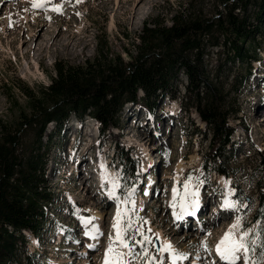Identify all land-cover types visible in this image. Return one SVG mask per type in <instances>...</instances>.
Here are the masks:
<instances>
[{"label": "rangeland", "instance_id": "rangeland-1", "mask_svg": "<svg viewBox=\"0 0 264 264\" xmlns=\"http://www.w3.org/2000/svg\"><path fill=\"white\" fill-rule=\"evenodd\" d=\"M220 3L0 0V119L10 121L28 110L24 91L49 83L56 61L82 64L101 46L110 55L127 59L146 21L157 19L169 25L175 13L186 10L214 18L223 9ZM248 11L251 16L253 10ZM261 19L264 34V14ZM34 20L36 25L46 24L43 30L56 24L67 28L76 40L66 48L27 52L30 44L24 39L27 33L33 34L28 28ZM39 41L40 37L35 47ZM261 45L260 59L252 62L253 74L239 92L234 90L237 84L230 78L225 80V93L233 98V109L240 107V118L230 119L235 131L220 163L208 157L211 134L193 100L182 99L183 73L173 86L179 98H160L152 112L125 105L120 128L102 140L95 133L93 118L85 117L79 128L73 116L60 137H54L47 163L45 175L53 193L48 224L39 238L27 235L28 251L37 254L35 264H104L109 248V254L116 252L125 264H194L193 260L199 262L195 264H264V217L256 220L264 212V201L259 202L264 191V43ZM203 47V63L213 71L223 63L224 55L207 42ZM222 69L228 75L229 68ZM232 69L239 70L240 65ZM121 145L132 161L120 160L117 148ZM195 191L200 193L197 203L203 201L201 207L205 206L199 217L195 214L197 219L188 222L187 230L179 224L182 220L178 225L175 218L183 204L192 201ZM228 196L233 202L229 212L221 210L229 202ZM215 206L219 212L211 213ZM92 213H98L99 218ZM87 217L101 230L95 243L83 232L82 222ZM230 228L239 236L235 239L241 243L237 248L241 259L227 263L228 257L217 249L224 245L231 251L232 243L227 239ZM166 244L175 248V262L162 251ZM16 252L17 258L23 254L21 248Z\"/></svg>", "mask_w": 264, "mask_h": 264}, {"label": "trees", "instance_id": "trees-1", "mask_svg": "<svg viewBox=\"0 0 264 264\" xmlns=\"http://www.w3.org/2000/svg\"><path fill=\"white\" fill-rule=\"evenodd\" d=\"M219 1L223 9L214 18L186 10L175 13L169 25L157 19L146 21L127 59L110 55L101 46L82 64L56 61L49 83L24 91L28 110L10 121L0 119V264H35L37 254L28 251L24 231L39 238L48 224L53 193L45 175L47 163L54 137H60L73 116L79 122L85 117L95 119L102 140L120 128L125 105L152 112L160 98H179L173 86L183 73L182 99L193 100L211 134L208 157L219 163L226 157L235 131L230 119L239 120L240 107L233 109L225 80L237 84V93L253 74L252 62L260 59L264 43L260 30L264 0ZM206 42L224 55L213 71L203 63ZM235 64L239 70L232 69ZM117 150L121 161H132L123 145ZM217 171L228 175L224 169ZM263 201L264 191L259 198ZM262 217L264 212L256 220ZM18 248L23 254L17 258Z\"/></svg>", "mask_w": 264, "mask_h": 264}, {"label": "bare ground", "instance_id": "bare-ground-1", "mask_svg": "<svg viewBox=\"0 0 264 264\" xmlns=\"http://www.w3.org/2000/svg\"><path fill=\"white\" fill-rule=\"evenodd\" d=\"M27 1H29V0H27ZM26 2V1H25ZM16 4V3H15ZM23 4V3H22ZM140 18H144L143 16L142 17H140ZM46 24L44 23V22H42V23H40V24H38V25H36V22H35V20L32 22V23H30V28H28V31L30 32V33H32L33 32V34H26L25 35V39H24V43H29L30 45H28L27 46V52H31V51H36V52H43V51H45V50H48V49H56V48H60L59 46H63V48H66L72 41H75L76 39L74 38V35H72V33L67 29V28H65V29H62L60 26H58L57 24L55 25V27L54 28H50V27H48L47 29H44L43 30V28H44V26H45ZM42 31V32H41ZM65 33H67V34H69V36H66V37H64V35H65ZM45 34H47L48 36H44ZM38 37H40L41 38V40L42 41H39V42H37L36 43V47H35V42H36V39L38 38ZM29 41V42H28ZM59 44V45H58ZM74 44H76V43H74ZM33 45H34V47H33ZM71 45V44H70ZM73 45V44H72ZM36 48V49H35ZM95 121V120H94ZM96 122V121H95ZM83 122H78L77 124H75L77 127H79L80 128V124H82ZM77 127H75V131H76V133H77V130H78V128ZM95 129H96V127H95ZM89 130H91V129H89ZM74 131V132H75ZM91 133V135H94V133L93 132H90ZM89 134V133H88ZM50 170V169H49ZM100 177H104V175L102 174V175H100ZM148 192V188H146V193ZM199 191H195V194H194V196L192 197V201H190V202H188V204L187 203H185V204H183V208L179 211V214H178V216H177V218H175L176 219V224H178V222L177 221H179V219L180 220H182L179 224H182V226L181 227H185V228H187V230L188 229H190L189 228V221H193L195 218L197 219V217H199L200 215H199V213L198 212H201L203 209H204V206L205 205H203V208L201 207L202 206V203H203V201H202V203L200 202H198L197 203V200H198V196H199ZM229 194V193H228ZM231 194V193H230ZM151 196V195H150ZM228 201L229 202H227V205L223 208H221V210H223V211H230L232 208V200L230 199V196H228ZM87 204H89V205H92L93 206V202L92 201H88L87 202ZM225 204V203H224ZM222 205V204H221ZM141 207H142V205H141ZM217 206H215V207H213V208H211L210 210V212L211 213H213V212H219V209L218 208H216ZM221 206H219V208H220ZM202 208V210L200 211V209ZM84 211V213L85 212H87L86 210H83ZM176 214V213H175ZM195 214L197 215V217H195ZM199 215V216H198ZM92 216H95V218L96 217H98L99 216V214L98 213H92ZM83 218V217H82ZM90 218V217H89ZM88 217L87 218H84L85 220H83V224L85 225V227H84V229H85V231H83L84 232V235H85V232H86V236L90 239V240H93L91 243H95V241H97L98 240V236H97V234L101 231L99 228V225H96V226H94V225H91L90 223H89V221H90V219H89ZM99 218V217H98ZM178 224V225H179ZM200 224V223H199ZM88 226H90V227H88ZM230 226V225H229ZM98 229V230H97ZM213 232H215V231H213ZM228 236H227V239H228V241H229V243L231 244L232 243V245H231V247H230V245H229V247L231 248V251L229 252V250H228V252H227V249H228V247L227 246H224V245H222V247H221V249L218 247V249H217V252L218 253H221V254H225L228 258L225 260V262H227V263H232V262H234V261H236V259H241L240 258V255H238V251H239V249H237L238 247H239V245H241V243L240 242H238L237 240L239 239V236H235V234H233L232 232H231V228L228 230V234H227ZM238 237V239H235V238H237ZM242 237V236H241ZM235 241V242H234ZM240 241V240H239ZM141 244V243H140ZM117 247H120V246H117ZM116 249V248H115ZM236 251V249H237V251L236 252H233L234 250ZM110 250H111V248H109V250H107L106 251V254L108 253V256L106 257L107 258V261H106V263H104V264H125V261H124V263L122 262V260H120L121 258L120 257H118L119 256V254H118V256H117V253L115 252H111L110 254H109V252H110ZM233 250V251H232ZM241 250V249H240ZM162 251H166L167 253H168V256H170V257H172V261L173 262H175V260L177 259L176 258V254H175V248H173V247H171L170 245H168V244H166V245H164L163 246V248H162ZM118 252V251H117ZM165 256H166V254H165ZM197 257V256H196ZM201 258V257H200ZM105 260V259H104ZM244 260V262L243 263H246V258L245 259H243ZM180 261V260H179ZM182 261V260H181ZM180 261V262H181ZM105 262V261H104ZM172 262V263H173ZM193 263L195 264V263H199V262H197V260H193ZM127 264V263H126Z\"/></svg>", "mask_w": 264, "mask_h": 264}]
</instances>
